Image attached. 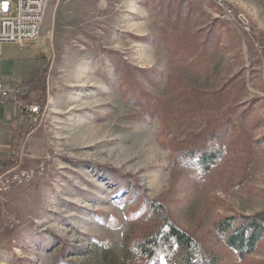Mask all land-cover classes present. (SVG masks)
Wrapping results in <instances>:
<instances>
[{"label":"rangeland","instance_id":"1","mask_svg":"<svg viewBox=\"0 0 264 264\" xmlns=\"http://www.w3.org/2000/svg\"><path fill=\"white\" fill-rule=\"evenodd\" d=\"M0 80L42 107L13 138L25 108L0 105V146L40 171L0 205V264H173L142 251L166 217L200 264H264V237L219 230L264 214V0H51Z\"/></svg>","mask_w":264,"mask_h":264},{"label":"built area","instance_id":"2","mask_svg":"<svg viewBox=\"0 0 264 264\" xmlns=\"http://www.w3.org/2000/svg\"><path fill=\"white\" fill-rule=\"evenodd\" d=\"M51 0H0V60L3 57V44L15 42L20 45L35 42L40 35L41 25L45 19ZM7 4V8L4 5ZM14 96L16 103L24 106L26 113L38 115L40 105H24L20 89L7 88L0 81V105L6 104ZM18 158L6 167L0 164V205L8 192L23 186L35 178L40 171L21 166ZM19 161L16 163V161ZM16 163V164H15ZM12 164H14L12 166ZM44 169V166L41 167Z\"/></svg>","mask_w":264,"mask_h":264},{"label":"trees","instance_id":"3","mask_svg":"<svg viewBox=\"0 0 264 264\" xmlns=\"http://www.w3.org/2000/svg\"><path fill=\"white\" fill-rule=\"evenodd\" d=\"M44 105L45 102L43 101L42 106ZM154 209L156 210V207ZM166 219L168 220V223L165 224L167 230L163 231V229V234L162 231L158 232L154 239L145 242L142 251L153 257L157 254V249L167 247L173 249L176 254L181 252L179 259L174 261L173 264H200L197 240L171 222L168 217ZM244 219L246 220L238 226L239 222L236 221V218L230 217L229 221H232V223L229 221L222 222L219 225V230L225 234H227V231H232L228 238L229 244L240 253L247 254L253 252L257 243L264 237V214L260 213L255 217Z\"/></svg>","mask_w":264,"mask_h":264},{"label":"crops","instance_id":"4","mask_svg":"<svg viewBox=\"0 0 264 264\" xmlns=\"http://www.w3.org/2000/svg\"><path fill=\"white\" fill-rule=\"evenodd\" d=\"M1 82L7 88L20 89L22 91V95H23L22 100L24 97H27L30 95V87L28 85H24L23 82L17 86H10L8 84H5L3 81H1ZM8 100L15 101V98H14V96H12ZM27 100H30V99H27ZM23 102H24V100H23ZM15 103H16V101H15ZM30 104H33V103H30ZM21 114H22L23 120L19 125L16 126V130L13 133V138L17 137V136H21V137L24 136V132H25V129L28 127V124L33 123L32 118L35 115L24 113V112ZM18 149H19V147L14 148V146H8V145L7 146H0V164L8 167L12 163L11 161L13 160V155H15V153Z\"/></svg>","mask_w":264,"mask_h":264},{"label":"water","instance_id":"5","mask_svg":"<svg viewBox=\"0 0 264 264\" xmlns=\"http://www.w3.org/2000/svg\"><path fill=\"white\" fill-rule=\"evenodd\" d=\"M240 19L245 23L248 24L249 20L247 19V17H245L243 14L240 15Z\"/></svg>","mask_w":264,"mask_h":264},{"label":"snow or ice","instance_id":"6","mask_svg":"<svg viewBox=\"0 0 264 264\" xmlns=\"http://www.w3.org/2000/svg\"><path fill=\"white\" fill-rule=\"evenodd\" d=\"M4 7L7 8V4H5Z\"/></svg>","mask_w":264,"mask_h":264}]
</instances>
